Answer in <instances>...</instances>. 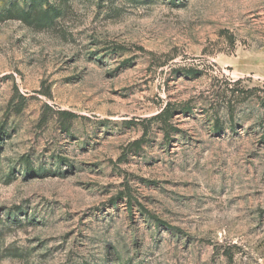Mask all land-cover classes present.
I'll return each instance as SVG.
<instances>
[{
  "label": "rangeland",
  "instance_id": "rangeland-1",
  "mask_svg": "<svg viewBox=\"0 0 264 264\" xmlns=\"http://www.w3.org/2000/svg\"><path fill=\"white\" fill-rule=\"evenodd\" d=\"M0 264H264V0H0Z\"/></svg>",
  "mask_w": 264,
  "mask_h": 264
}]
</instances>
